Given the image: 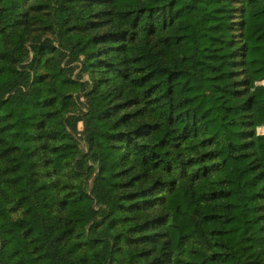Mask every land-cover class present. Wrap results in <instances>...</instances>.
I'll return each mask as SVG.
<instances>
[{"label": "trees", "instance_id": "16d2710c", "mask_svg": "<svg viewBox=\"0 0 264 264\" xmlns=\"http://www.w3.org/2000/svg\"><path fill=\"white\" fill-rule=\"evenodd\" d=\"M263 81L264 0H0V264H264Z\"/></svg>", "mask_w": 264, "mask_h": 264}, {"label": "rangeland", "instance_id": "374dc122", "mask_svg": "<svg viewBox=\"0 0 264 264\" xmlns=\"http://www.w3.org/2000/svg\"><path fill=\"white\" fill-rule=\"evenodd\" d=\"M258 86H264V81L263 82H260V83H253L251 88L254 89L255 87H258ZM261 116H257V125H256V133L257 135H263L264 134V126L261 124ZM79 129L82 130L83 127L82 125L79 126ZM81 149L86 152L87 151V148L86 146L81 143Z\"/></svg>", "mask_w": 264, "mask_h": 264}]
</instances>
